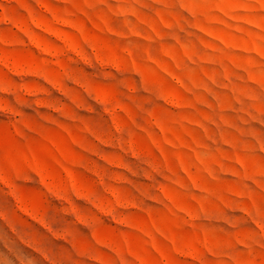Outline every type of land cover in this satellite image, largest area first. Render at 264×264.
Returning a JSON list of instances; mask_svg holds the SVG:
<instances>
[{
  "label": "rangeland",
  "instance_id": "1",
  "mask_svg": "<svg viewBox=\"0 0 264 264\" xmlns=\"http://www.w3.org/2000/svg\"><path fill=\"white\" fill-rule=\"evenodd\" d=\"M0 264H264V0H0Z\"/></svg>",
  "mask_w": 264,
  "mask_h": 264
}]
</instances>
